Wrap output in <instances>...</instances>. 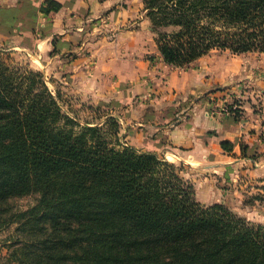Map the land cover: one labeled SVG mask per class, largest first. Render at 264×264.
Masks as SVG:
<instances>
[{
  "label": "trees",
  "instance_id": "16d2710c",
  "mask_svg": "<svg viewBox=\"0 0 264 264\" xmlns=\"http://www.w3.org/2000/svg\"><path fill=\"white\" fill-rule=\"evenodd\" d=\"M60 8L46 0L41 11ZM143 10L169 66L186 68L213 51L264 53V0H143ZM59 99L42 72L0 61V203L41 195L18 215L26 219L11 260L264 264V224L202 205L175 164L123 145L117 118L82 124ZM232 145L221 142L228 152Z\"/></svg>",
  "mask_w": 264,
  "mask_h": 264
},
{
  "label": "rangeland",
  "instance_id": "374dc122",
  "mask_svg": "<svg viewBox=\"0 0 264 264\" xmlns=\"http://www.w3.org/2000/svg\"><path fill=\"white\" fill-rule=\"evenodd\" d=\"M143 15L147 22L145 26L152 30L144 10ZM112 31L107 33L118 32ZM151 37L155 38L153 32ZM19 41L24 48L14 49L11 40H0V61L42 72L49 89L60 97L63 110L70 116L82 124L99 125L111 117L117 118L123 145L154 153L175 164L182 176L192 183L195 197L202 205L222 204L252 223L264 224V200L260 199L264 195V53L235 55L228 51H213L186 68L172 69L189 79L185 91L175 88L166 93L153 90L149 96L125 102L95 100L78 93L66 66L70 56L56 57L47 64L48 57L45 62L37 57L32 38ZM152 45L150 40L147 47ZM193 76H201L214 84L209 91L200 92L197 88L200 84L195 86L191 82ZM163 79L167 80L166 77ZM198 104L206 105L210 115H219L221 122L228 126L233 135L225 141L233 144V151L221 147L220 140L225 136L221 138L219 134L215 135L217 139L212 137L217 148L206 141L203 152H194L195 148L189 143H185L186 147L174 146L169 140L167 130L170 126L184 125ZM180 150L189 157L182 158L178 154ZM40 197V193L35 192L0 203V264H18L8 256L15 238L20 236L17 228L26 219L18 215L37 207ZM21 235L24 239L30 238L22 231Z\"/></svg>",
  "mask_w": 264,
  "mask_h": 264
},
{
  "label": "crops",
  "instance_id": "0c3cea01",
  "mask_svg": "<svg viewBox=\"0 0 264 264\" xmlns=\"http://www.w3.org/2000/svg\"><path fill=\"white\" fill-rule=\"evenodd\" d=\"M45 1L0 0V40H11L13 48L20 49L24 47L19 39L32 38L37 57L41 62L49 59L47 64L56 57L70 56L66 66L78 93L95 100L133 102L153 90L166 93L174 88L187 89L189 79L163 62L154 38H149L152 30L145 26L143 0H54L61 5L60 10L43 13ZM110 30L118 32L109 35ZM150 40L153 45L148 48ZM191 82L200 84L197 88L203 93L214 84L201 76H193ZM193 111L184 125H171L173 128L167 130L174 146L189 143L194 152H203L206 141L217 148L212 138L216 134L225 136L220 141L233 135L219 115L209 114L206 105L198 104ZM178 154L189 157L183 150Z\"/></svg>",
  "mask_w": 264,
  "mask_h": 264
}]
</instances>
